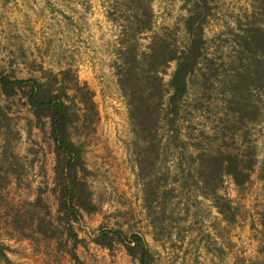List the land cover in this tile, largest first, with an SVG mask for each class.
<instances>
[{
	"label": "rangeland",
	"instance_id": "obj_1",
	"mask_svg": "<svg viewBox=\"0 0 264 264\" xmlns=\"http://www.w3.org/2000/svg\"><path fill=\"white\" fill-rule=\"evenodd\" d=\"M204 2L200 11L196 0H0V71L37 78L44 88L65 86V100L77 113L70 134L88 169L78 174L97 206L72 221L74 245L62 223L53 236L39 230L44 204L54 215L57 206L48 118L37 120L23 89L0 92L6 113L0 118V264H138L117 237L110 247L96 240L103 228L140 233L152 264L262 263L264 0ZM193 12L202 19L203 41L172 128L167 99L176 59L149 64L148 53L153 47L163 54L185 49V18ZM132 53L155 76L135 93L150 102L151 129L135 123L129 103L135 97L120 84ZM238 70L247 88L230 107L226 80ZM76 79L94 91L97 113L79 101ZM244 139L254 148L250 179L237 186L223 174L217 187L235 208L229 221L203 192L198 153L242 149ZM150 143L152 152L145 148ZM146 152L152 159L145 157L141 172L139 157ZM148 182L161 188L152 208L143 197ZM38 191L44 204L30 202Z\"/></svg>",
	"mask_w": 264,
	"mask_h": 264
},
{
	"label": "trees",
	"instance_id": "obj_2",
	"mask_svg": "<svg viewBox=\"0 0 264 264\" xmlns=\"http://www.w3.org/2000/svg\"><path fill=\"white\" fill-rule=\"evenodd\" d=\"M200 6V11L206 6L204 0H196ZM199 12H193L185 18L186 29L190 33V40L185 49L169 52L163 54L161 48H151L148 53V61L153 62L161 57L164 62L170 59H176V65L172 71L169 79V84L172 87V92L168 95V122L174 128L175 117L178 114L179 100L187 90V83L189 76L195 72L198 63L199 48L202 43L201 35V21L198 18ZM253 41L259 42L257 39ZM132 52V50H131ZM133 54V53H132ZM134 61V63H133ZM136 61V64H135ZM143 63L135 58L125 61L122 67V76L120 84L125 93L129 96L135 97L129 101L132 118H136L135 123L144 129L154 128V118L148 112L147 105L150 102L142 101L135 95L137 85L140 82H149L155 80L154 75L146 74V70L142 67ZM154 68V67H153ZM141 72L138 75V71ZM156 70V69H155ZM65 73L64 71H62ZM145 72V73H144ZM57 79V77H55ZM227 92L230 95L229 99L226 98L225 104L229 106L232 104L236 96L243 95V91L247 88L246 75L239 72L226 80ZM75 90L79 93V101L91 109L93 113H97L96 103L93 99L94 91L88 86L86 81L82 84L79 80L75 81ZM143 88V85L139 86ZM18 89H23L26 101L32 108L33 114L40 120L42 117H47L49 122L50 136L54 143L55 153V176L54 185L52 190L55 194L57 206L55 215L51 214L49 208L44 204L41 191H38L35 199L30 201L32 204H44V211L37 216V226L39 230L46 236H53L57 233L58 224L62 223L66 237L73 240V245L77 242V233L74 231L72 221L76 220L81 211L91 212L96 209V204L91 200V191L88 183L78 174L79 170L87 172L88 169L83 163L81 156V147L72 139L69 126L72 123V116H77L74 110H71L70 104L65 100L68 94L65 86L61 84L56 88L43 87V83L34 77H11L9 74L0 71V92L5 95L16 93ZM151 101V100H150ZM238 103V101H237ZM232 107V105H230ZM138 109V110H137ZM233 111H236L233 109ZM136 113V114H135ZM231 117L234 112L226 111ZM135 114V115H134ZM6 117V113L0 103V118ZM1 120V119H0ZM153 122H152V121ZM239 120V119H238ZM146 126H148L146 128ZM154 136H151V139ZM244 147L242 149L234 147H226L218 153L211 150L200 149L198 157L200 158L199 172L202 179V188L204 193L210 194L219 212H221L224 219L232 221L235 218V208L231 204L230 199L221 193L217 192V187L222 181L223 174H229L237 186L244 184L250 179V171L255 163L253 145L244 139ZM182 143V142H181ZM154 144H147L146 147H152ZM152 152V149L150 148ZM141 153V152H140ZM145 157L151 161L152 156L146 152L139 157V166L141 172L144 171L143 161ZM161 194L160 184L148 182V186L144 188V201L147 207H153L150 203L156 200ZM47 214L49 215L48 218ZM55 221V222H54ZM261 230L264 234V209L260 212ZM48 227L53 229L48 230ZM57 227V228H56ZM59 230V229H58ZM64 233V232H63ZM65 234V233H64ZM114 237H117L124 245L126 251L134 258L138 259V264H152V255L145 238L138 232L131 231L125 233L120 229H107L100 230L96 240L99 243L107 246H112ZM3 245L0 244V251ZM264 248H262V251ZM73 256L78 259V256L73 252ZM264 264V256L261 260Z\"/></svg>",
	"mask_w": 264,
	"mask_h": 264
}]
</instances>
